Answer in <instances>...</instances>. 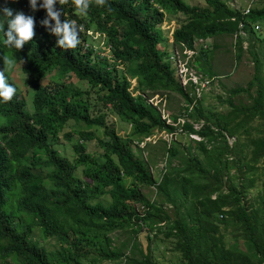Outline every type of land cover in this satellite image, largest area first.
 <instances>
[{
  "label": "trees",
  "instance_id": "1",
  "mask_svg": "<svg viewBox=\"0 0 264 264\" xmlns=\"http://www.w3.org/2000/svg\"><path fill=\"white\" fill-rule=\"evenodd\" d=\"M205 1L207 7H192L184 0H107L103 6L92 0L86 16L76 14L73 0L57 3L62 21L75 20L83 28L78 46L63 49L57 45L59 38L42 24L47 12L39 7L41 0L35 11L29 0H0L5 31L4 8L35 19V37L20 50L5 46L0 31V70L3 56L15 57L27 89L33 92L29 112V102L13 77L15 68L5 73L16 93L10 102L0 99V264L122 260V264H160L151 245L144 253L134 243L127 255L124 246H115L113 237L119 231L136 234L146 227L153 232L159 223L169 231L158 230L154 238L174 239V251L182 256L180 264H264V196H259L260 204L248 199L264 169L262 65L257 62V74L247 88L231 91L233 96L250 93L256 85L252 105L229 101L228 114H212L204 109V96L196 97L191 80L184 87L176 79L168 50L159 48L166 16L183 15L186 20L175 30L173 45L184 59L192 53L191 67L214 78L212 52L197 42L232 36L242 52L245 41L252 46L259 39L254 25L264 20V7L245 15L222 0ZM93 27L106 35L110 56L98 54L90 43ZM51 73L57 82L54 87L44 86ZM75 79L92 91L82 90ZM133 80L137 86L131 90ZM92 93L106 112L91 110ZM172 93L181 95L187 105L180 118L168 123L150 100ZM109 114L130 124L132 135L120 136L108 124ZM71 122L102 129L103 134L101 138L90 130L79 131L72 143L73 161L55 141L62 132L70 139L73 132L64 129ZM197 124H202L199 130ZM178 132L199 140L192 139L186 146L163 141L168 161L157 179L134 145L155 133L174 136ZM93 140L104 150L99 158L83 144ZM176 158H183L180 165L174 164ZM124 178H131L135 188L126 190ZM152 187L172 205L175 219L166 215L164 203L160 206L141 191ZM107 197L112 201L109 205L101 202ZM229 223L242 229L246 250L226 246L220 227ZM37 229L60 249L41 245L34 236ZM148 240L152 241L149 235Z\"/></svg>",
  "mask_w": 264,
  "mask_h": 264
},
{
  "label": "rangeland",
  "instance_id": "2",
  "mask_svg": "<svg viewBox=\"0 0 264 264\" xmlns=\"http://www.w3.org/2000/svg\"><path fill=\"white\" fill-rule=\"evenodd\" d=\"M189 6H199V7H207L205 0H184ZM224 1L230 8L239 10L241 12H247L249 9H261L264 7V0H222ZM42 3V0H41ZM0 20H2V16H0ZM186 20V18L181 15H171L166 16L165 22L161 26L162 39L160 41L159 48L161 50H168L170 54L169 62L173 64L174 68H177V74L175 75L176 79L182 84V86L186 87L189 78H191L194 82H198L199 79H203L206 77L203 73H199L195 67H191V53H188V58L183 60L182 54L176 49L173 45V34L175 30H177L180 25ZM5 22V21H4ZM260 30L257 31L258 40L250 46L248 41L243 43V51L240 52L239 49L236 48V37L232 36H222L216 39L207 40V41H199L197 42V46H206L212 52V72L214 73V78L211 85H207V87L201 92L204 96L203 98V106L206 112L215 113V114H228L232 109L229 105V101H232L237 106H250L254 102V98L257 94V86L255 85L254 89L250 93H241L237 96H233L231 91L236 89L247 88L251 81L255 78L257 74V62L262 65L263 73H264V20H260L257 22ZM254 25V28H255ZM83 29V28H82ZM81 31V29L79 28ZM89 35H91L90 43L94 46L95 50L98 54H103L105 56H110L109 46L107 44L106 35L98 32L96 27L90 31ZM241 36L247 37L246 34L241 33ZM182 56L181 58V69L178 68L179 62L177 58H175L178 54ZM180 56V57H181ZM194 59V58H193ZM190 62V63H189ZM17 65L13 70V77L18 84V86L22 89L23 97L29 102L28 111L33 110L32 106V98L33 92L30 89H27L25 85V76L20 72V68ZM55 73H51L47 75L46 79L43 81L44 86H53L57 82L56 80L51 79ZM58 80V79H57ZM75 84L81 87L82 90H91L90 86L86 83H81L75 79ZM137 86L136 80L132 81L131 90L135 89ZM190 89L188 88V92ZM92 91V90H91ZM136 94L139 92H135ZM191 96L193 93H190ZM198 97V96H197ZM150 102H152L165 118H168L170 121L174 120L175 117L180 118L184 114V108L186 102L183 97L177 93H172L168 95L162 96L161 94L155 95ZM90 103L92 105L91 110L94 114H98L99 112H106V109L102 107L100 102L97 100L96 93H92L90 98ZM183 118H181L182 120ZM108 124L113 126L118 134L123 138H127L132 135L133 127L120 120L116 115L109 114L107 117ZM202 124H197L195 128L199 130ZM257 127V123L254 125ZM65 132L70 133V139L64 136L62 132L60 136L55 140L59 144H61V151L64 149V155L69 158V160L73 161L75 158L72 143L74 140L78 139L77 133L82 130L92 131L98 137L103 136L102 129H97L88 125L83 124H75L71 122L64 129ZM258 135V133H255ZM192 139L199 140L197 136H192L188 134H184L178 132L174 136L166 135L164 133H155L149 139L145 140L143 144L137 145L135 143L134 148L135 153L142 154L144 159L148 162L150 167L153 169V174L157 179L161 178L162 171H165L166 162L168 161V156L164 151L163 141H167L171 144L174 141L181 143L183 146H186L191 143ZM234 140H230V143L233 144ZM84 146L87 148V152L91 153L95 157L99 158L101 154H103L104 150L100 148L98 141L93 140L92 142H83ZM139 146V147H138ZM59 147V146H56ZM196 153L199 154V151L195 150ZM183 158L174 159L175 165H180ZM103 162V159H102ZM234 173V172H233ZM124 187L126 190H132L135 188L133 181L131 178H124L123 181ZM235 184L238 185L237 182ZM141 191L148 198L153 201H157L161 206L164 203L163 209L167 216L171 218V220L175 219L176 214L175 210L172 208V205L163 199L158 193L156 187L142 188ZM259 196H264V169L261 173V177L258 179L256 186L251 190L248 199L257 202V204L261 203ZM106 205L111 204V200L109 197L103 198L101 200ZM140 208V206H137ZM215 220V219H214ZM221 232L225 236L226 246L231 248L236 245H240L244 250L247 249V244H245L243 231L239 228V225L234 223H229V225L221 224ZM168 232L169 227L162 223H159L158 227L152 232L147 227L141 231L137 230V233L134 234L129 231H119L116 232L114 237L115 246L125 247L127 255H130V248L134 243L139 244L140 249H143L144 253L148 251V246L151 245V249L153 251L155 259L160 264H180L182 262V256L180 253L174 251L175 241L174 239H167L165 236L160 235L157 239L154 238L155 233L157 231ZM148 235L151 236V242L148 240ZM36 240L41 243V245L46 246L50 250H58L60 249V245L55 242V240H48L43 235V232L40 229H37L35 232ZM137 240V241H136ZM137 254L138 251L136 252ZM122 261H112V262H102L100 264H122Z\"/></svg>",
  "mask_w": 264,
  "mask_h": 264
},
{
  "label": "clouds",
  "instance_id": "3",
  "mask_svg": "<svg viewBox=\"0 0 264 264\" xmlns=\"http://www.w3.org/2000/svg\"><path fill=\"white\" fill-rule=\"evenodd\" d=\"M68 0H42L39 5L47 12V19L42 21L45 27L50 28L51 32L59 39L57 45L63 49H73L80 43L79 26L75 20H61L62 9L57 10L56 5H64ZM107 0H95L99 6L105 5ZM38 0H29L30 7L33 11L37 10ZM76 14L86 16L92 0H73ZM110 10V8H109ZM4 16L7 18V31L4 30V21L0 20V31H3L5 39L3 43L7 47H14L17 50L32 41L35 37V19L33 16L25 15L23 12H17L13 15L10 8L3 9ZM54 21V26L50 24ZM81 30H83L81 28ZM24 63V61H23ZM16 67V58L3 56V70H0V99L3 102H10L15 93L16 88L8 83L6 72L12 71Z\"/></svg>",
  "mask_w": 264,
  "mask_h": 264
},
{
  "label": "built area",
  "instance_id": "4",
  "mask_svg": "<svg viewBox=\"0 0 264 264\" xmlns=\"http://www.w3.org/2000/svg\"><path fill=\"white\" fill-rule=\"evenodd\" d=\"M250 9L247 11V12H245V15H249L250 14ZM240 28H242V24L240 25ZM255 30L256 31H259L260 30V27H259V25H255ZM243 34H245V32H242ZM187 52H185V54H186ZM190 53V52H189ZM178 54V53H177ZM192 54V53H191ZM181 55H180V53L175 57V58H177V61L180 63L178 66V68H180L181 69V63H182V61H181V58H182V56L180 57ZM183 59V58H182ZM183 60H186V59H183ZM175 69H177V68H175ZM178 70V69H177ZM189 80H191L193 83H194V85L196 86V89H195V95H196V97L198 98V99H200V98H202V94H201V92L207 87V85L209 86V85H211L212 84V81H213V79H210V78H208L207 76L205 77V78H203V79H199L198 80V82H194L191 78H189ZM187 85H188V83H187ZM186 85V86H187ZM185 107H186V105H185ZM193 109V106H190V110H192ZM164 117V116H163ZM164 119H168V118H165L164 117ZM168 123H171V121L170 120H168ZM181 123L182 124H184L185 123V117H184V119H182L181 120ZM171 136H173V135H171ZM147 140V139H146ZM143 144V143H142Z\"/></svg>",
  "mask_w": 264,
  "mask_h": 264
}]
</instances>
